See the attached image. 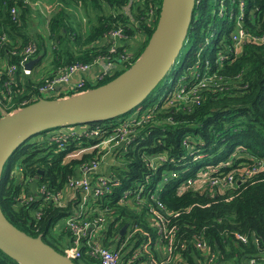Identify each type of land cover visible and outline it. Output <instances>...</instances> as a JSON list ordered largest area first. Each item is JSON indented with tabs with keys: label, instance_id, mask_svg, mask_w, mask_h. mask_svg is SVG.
<instances>
[{
	"label": "trees",
	"instance_id": "1",
	"mask_svg": "<svg viewBox=\"0 0 264 264\" xmlns=\"http://www.w3.org/2000/svg\"><path fill=\"white\" fill-rule=\"evenodd\" d=\"M62 1L70 7L78 6L80 2L87 11L90 8L95 20L86 33L79 34L71 21L73 13L67 7H59L50 16L42 17L48 30V38L50 36L58 42H55L56 45L54 43V70L37 80V77L31 76L33 72L25 73V65L22 62L26 56L24 50L29 44L40 41L39 48L37 47L35 54L30 57L32 58L46 42L43 34H36L40 28L31 26V16L28 13L31 7H26L23 0H0V104L7 105L9 111L21 109L41 99L42 96L33 97L35 93H39L37 86L43 85L46 78H51L60 67L76 62H88L101 53H107L111 44L104 41V37L117 28L118 24H124L125 33L128 38L133 39L132 43L131 40H126L125 45L120 44L118 52L127 49L132 52V61L135 62L155 31L162 4V0ZM223 1L228 11L233 12L234 19L222 32L220 40L212 43L210 37L200 34L202 16L208 11L210 0L196 2L187 36L193 40L190 51L174 71L171 85L168 87L171 88L185 75L186 67L190 68L188 74L194 70L197 73L200 70L205 71L211 80L200 88V103L177 102L162 109L160 106L161 110L150 122L156 126L140 148L144 146L143 151L146 152H168L179 157L187 152V145L195 146L199 153H207L197 162V170L198 167L211 162L222 167L231 158L232 163L224 166L223 170L234 171L238 181L233 187L224 188L222 182L199 180L195 186L180 192L179 188L177 189L178 184L185 176L194 175V169L182 173L178 180L169 181L161 198L170 213L167 228H173L175 231L173 257L169 259L165 249L161 253L154 249L152 255H146L145 252V255L130 263L136 250H143L148 236L154 237V240L158 239L156 216L149 206L154 203V199L147 197L146 205L135 206L129 202H119V194L126 187L135 189L142 181H146L149 168L137 149L126 154L124 162L111 164L110 168L112 165L114 167L108 171L119 176L122 185L115 187L111 194L102 199V207L111 208L104 237H124L125 233H121V230L125 225L135 230L133 244L130 243V246L122 250L121 264H155L152 260L165 261L164 264H251L250 259H255L257 264H264V168L260 171L254 170L257 173L252 176H240L242 163H247L253 170L254 164H258L256 161L264 159V0ZM104 2L113 7L114 12H100ZM128 3L132 11L127 9ZM157 6L159 8L156 9V20L152 22L149 20L150 12ZM13 7L20 9V16L14 17L11 12ZM238 13H243V23L250 36L243 45L242 53L235 57L232 50V33L236 30ZM68 34L74 37L65 45V37ZM207 41L209 42L205 46ZM203 45L204 49L201 48ZM201 49L203 51L198 55ZM221 50L225 54L223 58L218 57ZM109 55L114 58L118 54ZM12 64L17 67L13 74L9 70ZM111 79L107 78L99 84ZM6 81L10 83L6 85ZM99 84H88L86 89ZM64 96L67 94L59 95ZM30 98L28 103H24ZM144 112L142 110V113ZM119 118L91 125L108 124L107 127L112 128L120 122ZM50 143L48 138L34 143L28 141L14 152L10 159H16L25 165L24 177L21 174L10 177L7 172L3 175L0 202L5 215L14 225L29 235H41L47 243L64 253V244L52 229L71 212L72 207L50 205L45 208L42 219L37 220L33 214L34 206L20 205L14 199L21 192L25 180L27 187L31 181L35 184L48 181L49 186L59 188L68 174L73 173V169L69 165H63L59 159L50 162L47 155L39 154L45 150L46 145L52 144ZM171 168L176 167H169ZM39 169H43L44 174L37 179ZM160 170L152 177L160 175ZM104 242L105 245L114 247L113 240L107 239ZM89 260L75 259V262L90 264ZM0 264L20 263L0 250Z\"/></svg>",
	"mask_w": 264,
	"mask_h": 264
},
{
	"label": "built area",
	"instance_id": "2",
	"mask_svg": "<svg viewBox=\"0 0 264 264\" xmlns=\"http://www.w3.org/2000/svg\"><path fill=\"white\" fill-rule=\"evenodd\" d=\"M23 1L26 7L29 6L32 8L34 4L40 6L41 9L39 10L43 17L50 16L59 7H67L69 11L73 10V7L66 6L65 2L62 0ZM131 1L132 0H130V2ZM198 1L200 0H197V2ZM220 2L222 8L219 12L221 10L225 11L223 10V6H225L224 1L221 0ZM241 3L244 5V1ZM157 8H159V6L153 8L150 12L149 20L152 22L156 20L155 15L157 13ZM11 12L14 17L20 16V9L18 7H13ZM227 16L232 17V20L234 19L233 12L228 11ZM243 17V13H238L236 30L232 33V50L235 57H238L242 53L243 45L250 36L249 30L244 26ZM222 32H224V30L219 32L215 40H211L213 42H218ZM126 40L129 41L131 39L128 38V35L124 31V24H118L117 28L112 29L104 37V41L111 44L107 53H101L88 62H76L60 67L51 78H46L43 85L37 86L39 93H35L33 97L60 98L59 95L64 93L67 94V96L69 93L76 94L87 90L86 86L88 84L96 85L110 78L113 74L112 69L121 66L122 68H128V65L133 63L132 52L127 49L118 52V47L120 44L125 45ZM208 42L209 41L204 45L206 46ZM204 45L201 47L202 49H204ZM36 51L37 48L34 46V43L29 44L25 48L24 52L26 56L22 61L25 65V73L30 72L26 64L30 61L29 58L31 55L35 54ZM202 51L203 50L198 52V55ZM110 53H117L118 55L111 58L109 55ZM223 56H225V54L222 53V50L219 51L218 57L223 58ZM16 68V65L12 64L9 67L10 73L13 74ZM189 69V67L185 68V75L178 80V87L174 91L167 92V94L171 92V95L167 99L162 100L158 105L147 108L144 113H142V110H139L129 117L123 118L122 120L119 119L120 122L112 128H108V124L106 126L100 124L95 126L91 124H72L50 129L43 135V138L50 139L52 143L50 144L53 145L54 148L56 146L54 154L47 157L49 161L51 162L59 159L63 165H69L73 169V173L68 174L64 184L59 188L49 186L48 181H40L36 184L34 181H31L29 182V187H27V181L25 180L24 184L22 183L21 192L16 195L14 199L20 205L34 206L33 214L37 220L42 219L45 208L50 205L56 207H72L71 212L64 217V232L55 233V235L60 238L62 244H64V254L74 261L75 259L79 261L91 259L92 262L89 260L90 264H121L122 250L130 246V243L133 244V232L135 230L127 227L123 235L124 237H118L117 239L107 237L108 241L113 240L115 242L114 247L105 245L104 241L107 239L104 237V229L109 222L108 213L111 208L108 209V206L103 208L102 199L107 197L109 193L111 194L115 187L118 188L122 185V179L119 176L111 174L108 168H106V165L121 162V160L126 158V154L135 149L140 151L141 157L149 168L150 175L146 177V181H142L139 187L135 189L131 187L124 188L119 194L121 195L119 202H129L130 205L141 206L146 205L147 197L154 199V203L149 204V206L150 210L156 216L155 224L157 227L158 239L154 240L151 236H148V240L143 244V250H136L135 254L131 257L130 263L136 258H140L145 252L146 255H151L157 243H164V249L167 254L174 252L175 231L173 228H167L170 213L166 209L161 194L169 181L178 180L182 173L192 171L191 167L184 165L188 164L189 160H192V162L198 160V158L191 159V155L194 153H202H199V149L195 146L187 145V152L179 157L174 154L170 155L168 152L154 154L146 152V150L143 151L144 146L140 148V145L152 134V130L156 125L150 122L155 114L162 108L177 102L200 103V88L205 86L211 78L206 76L205 71L201 70L199 73L194 70L188 74L187 72ZM78 73H80L81 76L76 79V83L70 84L71 81H74L73 76ZM190 79L191 81H189ZM9 83V81L5 82L6 85ZM62 84L70 86L63 88L61 86ZM173 86L171 88H173ZM30 100L31 98L25 100L24 103H28ZM159 107L161 109H159ZM14 111H9L7 105L0 104V118L4 116V112L10 113ZM184 142H186V140H184ZM17 162H19V167L13 168V165ZM256 163L258 164H254L253 170L249 167H244V164L247 163L242 164L240 167V169H242L240 176L249 177L257 173L254 172V170L259 169L260 171L264 168V159H259ZM173 165L176 168L169 169V167ZM226 165H229V163L224 164L222 167L216 166L215 164L201 166L200 171L203 170L200 174L195 173L194 175L185 176L177 189L179 188L180 192H182L185 188L195 186L196 182L199 180L203 182L209 180L211 183L222 182L224 188L233 187L238 181L236 173L234 171L226 172L223 170V167ZM25 168L22 162L16 160L10 167V177L19 174L24 177L23 172ZM159 170V178H157L158 176L153 178L152 175L158 173ZM204 172L207 173L204 174ZM43 174V169H39L36 178L39 179ZM199 177H202V179H198ZM35 204H37V206ZM242 238H244V236H242ZM159 240H161V242H159ZM152 261L155 264H164L165 262L161 260ZM250 263L257 264L255 259H250Z\"/></svg>",
	"mask_w": 264,
	"mask_h": 264
},
{
	"label": "water",
	"instance_id": "3",
	"mask_svg": "<svg viewBox=\"0 0 264 264\" xmlns=\"http://www.w3.org/2000/svg\"><path fill=\"white\" fill-rule=\"evenodd\" d=\"M196 0H162L159 19L137 60L115 78L60 98H41L0 118V184L6 162L38 133L72 124L114 119L140 105L173 68L187 39ZM39 58H33L26 66ZM125 225L121 233L127 230ZM0 250L20 264H77L73 259L14 225L0 202Z\"/></svg>",
	"mask_w": 264,
	"mask_h": 264
},
{
	"label": "rangeland",
	"instance_id": "4",
	"mask_svg": "<svg viewBox=\"0 0 264 264\" xmlns=\"http://www.w3.org/2000/svg\"><path fill=\"white\" fill-rule=\"evenodd\" d=\"M43 1H47V0H43ZM104 3H103V6H102V9L100 10V12H102V13L105 12L104 11L105 8L108 9L107 4L106 3L104 4ZM209 3H210V7H209L208 11L202 16L203 17V25H202V30H201L200 34L201 35H206V36L210 37L212 40H215L217 35L219 34V32L225 30L229 26V23L231 22L232 17H228L227 16V14H228L227 5L223 6V10H225V11L221 10L219 12V10L222 8L221 7V3L219 2V0H210ZM126 6H127V9L130 11L131 10L129 8L130 4H128ZM39 9H41L40 6H38L36 4L32 5L31 9H28V13L31 16V18H30L31 26L34 27V28H35V26H38L40 28V30L37 31L36 34H43V38L46 41L45 44H42L41 50L36 54V56H38V57H39V55H42L41 58L43 60H45V61H42V60L41 61L45 62V67L43 69L39 70V71H34L33 68L34 67L36 68V66H34V64L32 65V67H29L30 72H33V71L36 72V74H35L36 77L37 76L38 77L43 76L45 71H46V69H52L54 67V65L52 64V60H53V57H54V51H53L54 50V43L58 42L57 40H55V38H53L55 41L52 40L50 38V36L48 38V30H47L46 25L42 21V17L43 16L40 13ZM71 13H73L72 17H71V21L74 23V26L77 29L79 34H83V32L86 33V30L90 26L93 25V20H95V16L91 12L90 8L87 11V9L80 2H79L78 6H74L73 7V10L71 11ZM79 25H81L82 28ZM82 29H83V31H82ZM71 34L75 35L74 32H71ZM71 34L70 35L68 34L65 37V39H66L65 40V45L69 43V41L72 39V37H74V36H71ZM37 37L38 36H35V38H37ZM132 40L133 39H131V43L133 42ZM192 41L193 40L191 39V37H188L186 39L185 44H184V46L182 48V51H181L180 55L178 56L176 62L174 63L173 68L168 72V74L165 76V78L159 83V85L152 91V93L140 105L136 106L133 110L129 111L128 113L123 114L121 116L120 120H122L123 118L129 117L130 115H132L133 113H136L139 110H144L145 111L149 107H152L154 105H158V104H160L162 102V100L167 99L171 95V92H169L168 94H167V92L168 91H174L178 87L177 85L179 83V82H176L174 84L173 88L168 89V87L171 85V81H172V78H173L174 71L180 66V63L183 61L184 57L190 51V47H191ZM212 42L213 41H211V43ZM38 43L36 42L34 44V46L36 48L37 47L39 48ZM56 43H55V45H56ZM221 45H222V41H221V44L219 45L220 48H221ZM201 50H199V52ZM29 59H30V61L32 60V58H29ZM133 63L129 64L128 68H130V66ZM121 68H122V66L119 67V68L112 69V72H113V74L111 75L112 79L115 78L116 76H118L124 70L128 69V68H124V69H121ZM72 83H76V80L70 82V84H72ZM61 86L63 88H66L67 86H70V85L62 84ZM43 135H44V133L36 135L34 138L31 139L30 142H32V141L33 142L40 141L43 138ZM54 150H55V148H54L53 145H46L45 150L41 151L39 154L41 156H43V155L44 156L45 155L52 156L54 154ZM206 155H207V153H202V154L194 153V154L191 155L192 156L191 159L198 158V160L196 162H194V161L192 162V160H189V163L188 164H184V165H187L188 167H191L192 171H193V169H194V171L196 170V174H198V173L200 174V172L203 169L200 171V167L201 166L198 167V170L196 169V166L198 165L197 162L201 158H204ZM201 156H203V157H201ZM121 162H124V160H121ZM116 163H118V162H116ZM227 163H229V164L232 163V159L230 158L227 161ZM114 165H112L111 168H113ZM121 165L123 166L124 163H121ZM17 167H19V162H17L16 164L13 165V168H17ZM244 167H248L247 164H244ZM106 168H108V170H109L110 165H106ZM111 168H110V171H111ZM122 169L124 170L125 167H122ZM114 170H115V168H114ZM206 173L207 172H204V174H206ZM148 175H150V172L148 173ZM157 178H159V175H158ZM179 185H180V183L178 184V186ZM64 221H65V218H62L61 220H59L55 224V226L53 227L52 231L55 232V233H63L64 232ZM159 242H161V240H159ZM173 254H174V252H171V253L168 254L169 255V259L173 257Z\"/></svg>",
	"mask_w": 264,
	"mask_h": 264
},
{
	"label": "crops",
	"instance_id": "5",
	"mask_svg": "<svg viewBox=\"0 0 264 264\" xmlns=\"http://www.w3.org/2000/svg\"><path fill=\"white\" fill-rule=\"evenodd\" d=\"M107 6H108V9L107 8H105V10L104 11H109V12H114V9H113V7H111L110 5H108L107 4ZM38 56H34V57H32V59L33 58H37ZM42 55H39V59L34 63V66H36V68L34 67L33 69H34V71H39V70H41V69H43L44 67H45V62H42V61H45V60H43L42 58ZM42 60V61H41ZM54 69L52 68V69H46V71H45V73H44V75L43 76H40V77H38L37 76V80L38 79H42L43 77H45V76H47V74H49V73H51L52 71H53ZM33 71V73H32V77L34 78V76H35V74H36V72H34ZM94 72V71H93ZM81 76V74L80 73H78V74H75L74 76H73V80H76L77 78H79ZM36 77V76H35ZM155 249L157 250L156 252L157 253H161V252H164V243H157L156 245H155ZM153 254V253H152ZM151 254V255H152Z\"/></svg>",
	"mask_w": 264,
	"mask_h": 264
},
{
	"label": "clouds",
	"instance_id": "6",
	"mask_svg": "<svg viewBox=\"0 0 264 264\" xmlns=\"http://www.w3.org/2000/svg\"><path fill=\"white\" fill-rule=\"evenodd\" d=\"M120 118H121V116H120ZM120 118H119V119H120ZM55 128H58V127H55ZM51 129H54V128H51ZM48 130H50V129H48ZM48 130L42 131V132H40V133H38V134H41V133L46 134ZM38 134H37V135H38ZM35 136H36V135H34L32 138H34ZM32 138H30V139L27 140L26 142H28V141L30 142ZM26 142H25V143H26ZM30 143H34V142L32 141V142H30ZM23 144H24V143H23ZM23 144H22V145H23ZM22 145L19 146L16 150H18L20 147H22ZM16 150H15V151H16ZM13 154H14V153H13ZM13 154H12V155H13ZM10 158H11V157H10ZM10 158H9V160H8V161L6 162V164H5L4 172H3V174H2V177H3V175H4L6 172H7V174H9V176H10V173H9L10 167H11V165H12L14 162H16V159H15V160H12V159H10ZM209 164H211V163H209ZM242 164H244V163H242ZM242 164H241V165H242ZM189 172H191V171H189ZM53 233L55 234V232H53Z\"/></svg>",
	"mask_w": 264,
	"mask_h": 264
}]
</instances>
